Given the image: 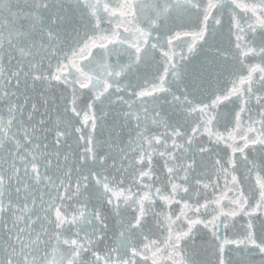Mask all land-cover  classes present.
<instances>
[{
	"label": "snow or ice",
	"instance_id": "1",
	"mask_svg": "<svg viewBox=\"0 0 264 264\" xmlns=\"http://www.w3.org/2000/svg\"><path fill=\"white\" fill-rule=\"evenodd\" d=\"M0 264H264V0H0Z\"/></svg>",
	"mask_w": 264,
	"mask_h": 264
}]
</instances>
